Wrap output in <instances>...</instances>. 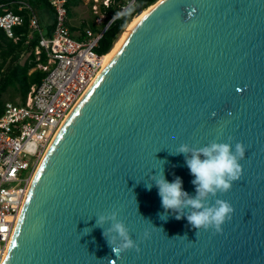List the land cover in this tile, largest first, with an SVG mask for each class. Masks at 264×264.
Masks as SVG:
<instances>
[{"label": "water", "instance_id": "1", "mask_svg": "<svg viewBox=\"0 0 264 264\" xmlns=\"http://www.w3.org/2000/svg\"><path fill=\"white\" fill-rule=\"evenodd\" d=\"M157 2L50 143L3 264H264V0ZM213 140L242 144V171L209 200L229 202L231 219L196 235L186 218H160L146 183L163 171L195 196L170 153ZM113 211L134 241L117 253L95 226Z\"/></svg>", "mask_w": 264, "mask_h": 264}, {"label": "built area", "instance_id": "2", "mask_svg": "<svg viewBox=\"0 0 264 264\" xmlns=\"http://www.w3.org/2000/svg\"><path fill=\"white\" fill-rule=\"evenodd\" d=\"M116 1L122 3L118 12L98 33L85 29L81 39L75 38L69 28L66 0H50L54 9L50 36L41 33L35 15L30 18V27L40 33L35 54L43 49L47 62L37 64L36 68L45 75L39 84L31 86L26 100L5 102L0 114V264L4 263L42 157L103 67L104 55L94 52L100 37L126 10L132 8V18L137 14L133 11L136 0H102V3L107 7ZM21 23L22 17L10 10L0 14V28L10 38L13 27Z\"/></svg>", "mask_w": 264, "mask_h": 264}, {"label": "clouds", "instance_id": "3", "mask_svg": "<svg viewBox=\"0 0 264 264\" xmlns=\"http://www.w3.org/2000/svg\"><path fill=\"white\" fill-rule=\"evenodd\" d=\"M170 154L184 156L190 175L194 177L191 183L195 186L196 194L191 196L184 191L179 177L169 182L163 171L151 174L150 183H146V188L150 191L155 185L158 189L164 209V212L159 214L160 218H168L169 213L175 215L177 220L186 218L189 225L196 229V235L201 229L220 231L226 220L231 219L233 208L227 201L215 199L214 203H209V200L218 193L229 191L232 182L240 178V160L244 158V147L240 143L233 146L230 142L213 140L203 147H191L183 143ZM104 224L109 227L105 229ZM95 226L104 229L102 234L113 253L134 247L129 230L125 223L118 219L117 212L98 216Z\"/></svg>", "mask_w": 264, "mask_h": 264}, {"label": "trees", "instance_id": "4", "mask_svg": "<svg viewBox=\"0 0 264 264\" xmlns=\"http://www.w3.org/2000/svg\"><path fill=\"white\" fill-rule=\"evenodd\" d=\"M157 0H136V4L142 9L152 6ZM83 0H66L68 17L72 14L74 7L81 4ZM92 7V1L89 2ZM121 2L110 3L109 6H104L100 3L99 12L104 15V19L99 23H95L98 13H94L91 20L82 24V28L92 29L98 33L113 17L120 7ZM5 10H10L22 17V23L13 27V37H8L4 30L0 28V114L4 110L5 100L3 94L11 90L10 100L14 102V94L19 96L20 101L24 102L30 91L31 86L40 83L45 72L36 68L39 63H46L47 56L43 49L38 55L35 54V48L38 46L40 33L36 29L30 27V18L35 15L38 27L41 33L45 36H50L54 26V9L50 0H0V14ZM132 8L116 17L103 32L98 41V46L94 49L97 54L105 55L109 52L114 40L118 34L128 24L132 18ZM133 19V18H132ZM74 28L71 27V31ZM84 30L82 33H84ZM81 39L82 36L77 37ZM27 56L23 62L19 59L22 54ZM35 68V69H33ZM33 69V70H32Z\"/></svg>", "mask_w": 264, "mask_h": 264}, {"label": "rangeland", "instance_id": "5", "mask_svg": "<svg viewBox=\"0 0 264 264\" xmlns=\"http://www.w3.org/2000/svg\"><path fill=\"white\" fill-rule=\"evenodd\" d=\"M92 1L93 5L92 7L89 5V2ZM100 3H101V0H84V2L81 4V6H79L77 9L80 13V16L87 19V20H91L94 13H98V18L95 19V23H100L103 19H104V16L103 14H101L99 12V6H100ZM96 11V12H95ZM27 54L24 53L21 55L19 61L20 62H23L26 58ZM11 90H8L7 92H5L2 96V98L7 102V101H11L10 100V97H11ZM20 99H19V96L17 94H14V102H19Z\"/></svg>", "mask_w": 264, "mask_h": 264}, {"label": "bare ground", "instance_id": "6", "mask_svg": "<svg viewBox=\"0 0 264 264\" xmlns=\"http://www.w3.org/2000/svg\"><path fill=\"white\" fill-rule=\"evenodd\" d=\"M161 0H158V2H160ZM157 2V3H158ZM155 4H152L151 7L143 9L141 12L137 13L133 19H131L128 24L126 25V27L123 29V31L120 33L119 37L117 38V40L115 41L114 45L112 46V48L109 50V52L107 54L104 55L103 57V66L105 65V63L108 61V59L111 57V55L114 53V51L117 49V47L120 45V43L123 41V39L126 37V35L128 34V32L131 30V28L134 26V24L141 18L143 17L148 11H150ZM69 118V117H68ZM67 118V119H68ZM67 121V120H66Z\"/></svg>", "mask_w": 264, "mask_h": 264}, {"label": "crops", "instance_id": "7", "mask_svg": "<svg viewBox=\"0 0 264 264\" xmlns=\"http://www.w3.org/2000/svg\"><path fill=\"white\" fill-rule=\"evenodd\" d=\"M83 2H84V0H83ZM81 4L74 7L72 10V14L68 17V25H69L70 30H71V27L74 28L72 33H73L75 38L82 36V34H83L82 31L84 30V28H82V24L84 22L88 21L87 19L80 16V13L77 9L79 6H81Z\"/></svg>", "mask_w": 264, "mask_h": 264}]
</instances>
